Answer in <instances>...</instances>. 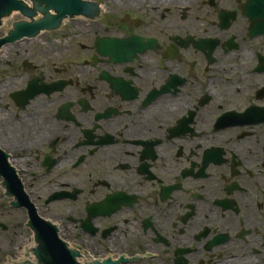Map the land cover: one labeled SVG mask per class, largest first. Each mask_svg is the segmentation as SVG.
Here are the masks:
<instances>
[{
	"label": "flooded vegetation",
	"instance_id": "1",
	"mask_svg": "<svg viewBox=\"0 0 264 264\" xmlns=\"http://www.w3.org/2000/svg\"><path fill=\"white\" fill-rule=\"evenodd\" d=\"M89 1L0 90V264H45L33 212L68 264H264V0Z\"/></svg>",
	"mask_w": 264,
	"mask_h": 264
},
{
	"label": "water",
	"instance_id": "2",
	"mask_svg": "<svg viewBox=\"0 0 264 264\" xmlns=\"http://www.w3.org/2000/svg\"><path fill=\"white\" fill-rule=\"evenodd\" d=\"M33 4L30 8L23 0H0V25L4 18L9 17L14 11L20 12L24 17L32 19L30 24L25 22L14 23V28L9 32V35L0 39V49L2 46L14 43L22 36H34L41 30H52L58 27L59 22L67 16L74 17L76 15H90L91 4L81 0H28ZM53 12V13H52ZM43 15L45 18L41 21H35L34 18L38 15ZM34 96V95H32ZM15 101L23 102L22 92H17L12 95ZM19 195L22 197V202L28 206L27 197L22 193V187H19ZM25 201V202H24ZM34 217V228L38 229L39 237L43 242L45 251H58L57 258H54L51 263L45 260L46 264H68L67 258L62 255L63 245L56 237V230L49 226L40 218ZM52 253V252H50ZM53 254V253H52Z\"/></svg>",
	"mask_w": 264,
	"mask_h": 264
},
{
	"label": "rangeland",
	"instance_id": "3",
	"mask_svg": "<svg viewBox=\"0 0 264 264\" xmlns=\"http://www.w3.org/2000/svg\"><path fill=\"white\" fill-rule=\"evenodd\" d=\"M101 1V0H99ZM15 20H20V15L19 16H11L9 18H7L4 21V25L2 26V30L3 32H6L11 26L12 23L15 22ZM1 34V32H0ZM70 36V35H69ZM70 40V37H69ZM75 40H79V38H71L70 41L74 42ZM61 42L64 41L63 39H60ZM65 42V41H64ZM65 43H62L60 45H63ZM39 48L42 49V51L40 52L39 55H41L42 53H44V50L47 49L46 46H42L39 45ZM3 52H5L4 54H0V72L1 71H6L3 74H0V82L4 81L5 85L3 87H5V93L3 94V98L1 100V104L2 103H12V101H10V94L14 91H18L21 89V80H16V79H12V81H10V78H20V68H19V58H18V47L17 44L14 45H10L9 49H4ZM7 56H9V58H7ZM14 56V61L11 62V66H8L6 64L9 63L8 61L13 60L11 57ZM4 69V70H3Z\"/></svg>",
	"mask_w": 264,
	"mask_h": 264
},
{
	"label": "bare ground",
	"instance_id": "4",
	"mask_svg": "<svg viewBox=\"0 0 264 264\" xmlns=\"http://www.w3.org/2000/svg\"><path fill=\"white\" fill-rule=\"evenodd\" d=\"M5 89V87H3L2 89H0V90H4Z\"/></svg>",
	"mask_w": 264,
	"mask_h": 264
}]
</instances>
